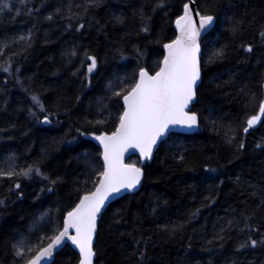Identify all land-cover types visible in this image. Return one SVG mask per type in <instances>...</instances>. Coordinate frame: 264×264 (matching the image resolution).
I'll use <instances>...</instances> for the list:
<instances>
[{"label": "trees", "instance_id": "16d2710c", "mask_svg": "<svg viewBox=\"0 0 264 264\" xmlns=\"http://www.w3.org/2000/svg\"><path fill=\"white\" fill-rule=\"evenodd\" d=\"M4 2L14 7L0 11V65L10 58L12 69L0 70V169L8 170L14 159L17 171L35 163L49 176L63 177L54 192L35 174L31 179L0 178V264H11L13 242L29 235L41 212L51 209L52 219L60 223L78 202L73 181L83 179L85 169L75 157L87 148L100 161L101 150L91 135L81 136L76 129L97 135L113 130L114 120L103 126L86 122L102 118L95 107L105 95L106 81L113 74L130 75L137 61L152 69L162 57V44L175 38L174 22L187 0H164L163 7L156 6L157 0H102L87 13L77 6L89 0H0ZM195 4L218 17L201 44L203 85L194 109L200 127L168 139L145 167L141 189L111 203L98 229L96 264H264V246L240 248L248 236H264V117L248 133L243 131L264 98L259 88L264 80V39L259 35L264 31V0ZM141 9L149 20H141ZM115 16L124 23H116ZM81 22L85 28L78 31ZM142 23L149 24V33L140 32ZM233 23L239 24L235 33ZM249 44L252 53L242 48ZM134 46L146 53L145 59L137 57ZM221 47L226 58L209 62ZM73 49L75 56L70 55ZM85 54L98 59L90 77ZM31 93L55 113L51 124L30 115V109L36 111ZM43 115L37 112L40 120ZM225 133L235 136L232 143ZM245 217H251L248 223L258 231H241ZM176 225L181 227L174 231ZM47 230L44 223L41 231ZM53 262L78 264L79 255L65 246Z\"/></svg>", "mask_w": 264, "mask_h": 264}, {"label": "snow or ice", "instance_id": "6c2138e0", "mask_svg": "<svg viewBox=\"0 0 264 264\" xmlns=\"http://www.w3.org/2000/svg\"><path fill=\"white\" fill-rule=\"evenodd\" d=\"M26 2L27 0H21L22 4ZM101 2L102 0H89L88 4L77 7H83L84 12L87 13L89 8L97 7ZM195 3L196 0H187L183 4L182 14L175 19V29L178 34L170 42L162 44V57L155 62L152 69L137 61V66L130 75L113 74L106 81L105 95L97 98L95 107L96 115L102 118L86 122L94 126H103L114 120L113 130L111 132L101 131L97 135L83 133L80 129H76L79 135L85 137L91 135L102 146V152L99 153L100 161L98 162L95 155L87 148L75 157L85 169L80 174L83 179L73 181L76 190L80 192L78 202L70 211H67L60 223L52 219L51 209L41 212L33 222L29 235H22L13 242L11 264H17V262L18 264H54L52 260L54 254L68 242L78 249V264H94L97 256L94 241L112 201L125 192L138 191L142 187V180L145 179L147 165L142 163V166H138L135 162L126 163L125 154L129 153V150H135L142 158V162L152 161L154 151H159L160 146L165 145L168 139L177 135L175 129L191 131L200 127V115L194 110L198 103L199 89L203 85L200 38L202 33L218 23V17L210 10L201 12L195 7ZM156 6L163 7L164 0H157ZM12 7H14L13 4L4 2L0 4V11L10 10ZM56 11L59 12L60 9ZM28 14H31V11ZM76 15L79 16V13ZM139 15L142 21L150 19L145 16L142 9ZM47 19L52 20L53 16L49 15ZM114 20L119 24L124 23L122 16H115ZM84 28L85 24L81 22L77 30ZM238 30L239 24L233 23L231 31L235 33ZM149 31V24L142 23L140 32L149 33ZM259 35L264 39V31ZM242 48L246 53L253 52L251 44L242 45ZM134 49L139 59L146 58V53L138 46H134ZM117 51L120 52L121 59H127L122 50L117 49ZM2 54L0 52V55ZM70 55H76L75 49ZM85 55L90 61L87 66L88 77H90L98 68V59L94 55ZM226 55L225 47L218 48L209 57V62L223 60ZM0 70L5 73L12 71L10 58L6 65H0ZM15 71L18 73L19 68ZM86 83L91 85L90 78H86ZM259 88L264 95V80L259 84ZM29 98L33 108L36 109V111L30 109V115L40 123L51 124L55 113L48 112L40 95L31 93ZM256 98V93H252L251 100ZM37 112L44 114L42 120L37 116ZM262 117H264V98L259 100L258 114L246 120L244 133H248L260 123ZM212 123L215 125V121ZM225 136L228 143H232L235 138L234 135L229 136L228 133H225ZM239 148H244L243 142L239 144ZM179 159L183 161L184 156L180 155ZM206 171L215 172L216 169H206ZM33 174L47 181L46 190L48 192H54L56 185L63 183L62 176L57 175L53 178L35 163L17 171L13 159L8 170L0 169V178L31 179ZM14 187L20 189L21 185L15 183ZM3 203L4 201L0 200V205ZM250 219L251 217H245L244 229L241 231L245 229L249 232L258 231L248 223ZM44 223L48 224L47 231H41ZM231 223L230 221L229 225ZM180 227L181 225H176L173 230ZM33 235L35 240L30 238ZM258 245L264 246V236L259 240L248 236L240 248H255ZM141 259H143V253H141Z\"/></svg>", "mask_w": 264, "mask_h": 264}, {"label": "water", "instance_id": "95a60500", "mask_svg": "<svg viewBox=\"0 0 264 264\" xmlns=\"http://www.w3.org/2000/svg\"><path fill=\"white\" fill-rule=\"evenodd\" d=\"M195 7H196V4H195ZM197 8V7H196ZM215 26V25H214ZM174 28H175V22H174ZM213 28H211V29H208L206 32H204V33H202V35H201V38H200V44H202V40L204 39V37L212 30ZM175 31H176V29H175ZM178 33H177V31H176V35H177ZM201 57H202V46H201ZM197 130V128L196 129H193V130H191V131H188V130H184V129H175L174 131L176 132V133H181V134H193L195 131ZM92 138V140H93V142L100 148V150H101V152H102V146H100L99 145V143L97 142V141H95V139L93 138V137H91ZM155 153H156V151H154V153H153V159H154V155H155ZM131 157H138L139 159H140V163H139V165L138 166H142V163H143V165H147V164H150V163H152V161H143L142 162V158L140 157V155H139V153L138 152H136L135 150H129V153H127V154H125V162L126 163H128V160L131 158ZM142 183H143V180H142ZM141 189V188H140ZM139 189V190H140ZM138 190V191H139ZM138 191H136V192H138ZM136 192H133V193H136ZM133 193H127V192H125V193H123L122 194V196H120V197H117V198H115L113 201H112V203L113 202H115L116 200H118V199H121L122 197H124V196H126V195H129V194H133ZM66 216V215H65ZM95 244H96V240L94 241V248H95ZM66 246H70L75 252H77V254H78V249H76L75 248V246H73V245H71L70 244V242H68L67 243V245ZM65 246H62L61 247V249H59L58 251H57V253H59L63 248H64ZM57 253H55L54 254V256H53V258H52V260L54 261V258H55V256L57 255ZM79 255V254H78ZM97 258V257H96ZM96 258L94 259V264H96Z\"/></svg>", "mask_w": 264, "mask_h": 264}]
</instances>
